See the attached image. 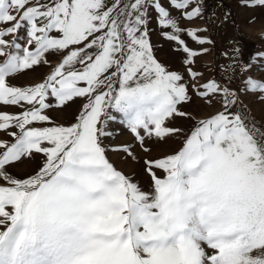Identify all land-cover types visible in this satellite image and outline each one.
Here are the masks:
<instances>
[{
  "label": "snow or ice",
  "instance_id": "snow-or-ice-1",
  "mask_svg": "<svg viewBox=\"0 0 264 264\" xmlns=\"http://www.w3.org/2000/svg\"><path fill=\"white\" fill-rule=\"evenodd\" d=\"M0 264H264V0H0Z\"/></svg>",
  "mask_w": 264,
  "mask_h": 264
},
{
  "label": "rangeland",
  "instance_id": "rangeland-1",
  "mask_svg": "<svg viewBox=\"0 0 264 264\" xmlns=\"http://www.w3.org/2000/svg\"><path fill=\"white\" fill-rule=\"evenodd\" d=\"M235 10V9H234ZM251 13H248V12H241L240 14H239V17L240 18H243L244 16H246V15H250ZM256 14L257 15H260L261 14V10H259V9H257V11H256ZM258 27V26H257ZM247 34L248 35H252V36H254L255 35V32H247ZM228 36H230V35H234V33H231V32H229L228 34H227ZM216 41H217V47L218 48H220V49H223L224 47H226V45H225V43H224V41H225V39L227 38L226 37V35L224 34V33H221L220 35H216ZM155 39V38H154ZM208 60H210L211 58L209 57V58H207ZM116 142H118V141H116ZM111 159L113 160V161H117L118 160V157H116L115 155H112L111 156ZM118 167H120L121 165H117ZM125 170L126 171H132V167L129 165L128 167H126L125 168Z\"/></svg>",
  "mask_w": 264,
  "mask_h": 264
}]
</instances>
